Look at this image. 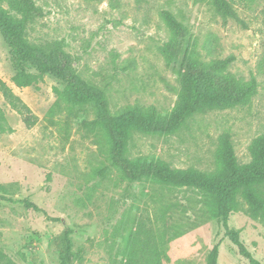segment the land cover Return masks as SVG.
Listing matches in <instances>:
<instances>
[{
	"label": "rangeland",
	"instance_id": "rangeland-1",
	"mask_svg": "<svg viewBox=\"0 0 264 264\" xmlns=\"http://www.w3.org/2000/svg\"><path fill=\"white\" fill-rule=\"evenodd\" d=\"M228 1L237 19L220 15L213 0H34L38 11L26 34L32 44H59L81 78L105 92L113 115L134 106L172 114L188 48L206 62L230 60L223 77L256 79L257 94L247 106L197 113L174 134L132 135L130 160L212 175L220 169L222 135L231 137L243 165L264 136V0ZM0 6L17 16L6 1ZM165 11L186 29L172 64L161 53L172 39ZM16 74L0 33V254L6 261L116 264L124 236L142 222L161 244L163 264H207L216 245L218 264H250L202 194L125 179L111 167L92 106L66 102L65 84L51 75L21 88ZM228 225L264 264V221L243 204Z\"/></svg>",
	"mask_w": 264,
	"mask_h": 264
},
{
	"label": "trees",
	"instance_id": "trees-1",
	"mask_svg": "<svg viewBox=\"0 0 264 264\" xmlns=\"http://www.w3.org/2000/svg\"><path fill=\"white\" fill-rule=\"evenodd\" d=\"M11 15L0 6V33L13 53L17 74L14 82L18 87H30L39 83L45 75H51L65 84L62 98L69 104L92 106L96 112L95 125L100 127L109 145L111 167L131 182L152 180L157 184L175 188L197 190L206 201V207L214 219L223 223L227 235L241 255L250 264H261L240 240V233L229 228V217L246 205L254 219L264 221V136L251 146L252 160L240 164L228 134L220 138L216 159L220 169L206 174L194 169L171 170L162 162L132 161L128 147L134 133L170 135L176 133L193 115L214 110H227L247 106L257 94L256 79L243 83L232 76L223 77L222 72L229 61H203L195 49L188 48L179 71L182 90L177 108L169 116H162L156 108L134 106L118 115L110 112L105 92L84 81L71 66V57L55 44L37 45L27 39L28 25L38 11L34 0H4ZM90 1V0H85ZM217 12L224 18L237 19L228 0H213ZM163 20L172 33L171 41L161 48L168 64L179 60L186 29L168 11ZM34 70L35 72H31ZM219 246L216 245L207 264H218ZM122 261L116 264H163V250L145 223H138L124 236L120 250ZM0 264H12L0 254ZM62 264H68L67 257Z\"/></svg>",
	"mask_w": 264,
	"mask_h": 264
}]
</instances>
